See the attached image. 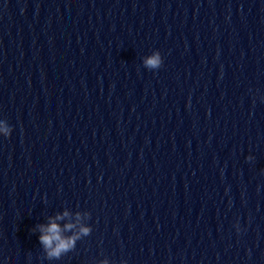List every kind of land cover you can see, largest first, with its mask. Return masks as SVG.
Masks as SVG:
<instances>
[{"label":"clouds","instance_id":"1","mask_svg":"<svg viewBox=\"0 0 264 264\" xmlns=\"http://www.w3.org/2000/svg\"><path fill=\"white\" fill-rule=\"evenodd\" d=\"M146 64L150 67H157L160 64L159 55H154L146 60ZM7 133V129H5ZM59 219V217H57ZM67 228H71L72 225H67ZM40 242L46 249L49 250L50 256H59L62 251H66L71 245V240H65L61 236V229L55 223L51 222L47 227L41 226ZM86 231V230H85Z\"/></svg>","mask_w":264,"mask_h":264}]
</instances>
